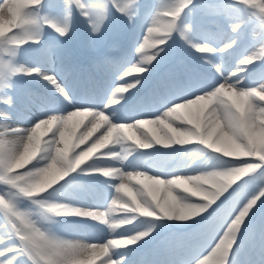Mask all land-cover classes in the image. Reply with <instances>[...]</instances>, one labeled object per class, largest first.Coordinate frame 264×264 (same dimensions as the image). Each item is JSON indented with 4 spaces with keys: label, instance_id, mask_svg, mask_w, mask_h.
Instances as JSON below:
<instances>
[{
    "label": "clouds",
    "instance_id": "1",
    "mask_svg": "<svg viewBox=\"0 0 264 264\" xmlns=\"http://www.w3.org/2000/svg\"><path fill=\"white\" fill-rule=\"evenodd\" d=\"M0 264H264V0H0Z\"/></svg>",
    "mask_w": 264,
    "mask_h": 264
},
{
    "label": "rangeland",
    "instance_id": "2",
    "mask_svg": "<svg viewBox=\"0 0 264 264\" xmlns=\"http://www.w3.org/2000/svg\"><path fill=\"white\" fill-rule=\"evenodd\" d=\"M98 2L99 0H96V3ZM126 34L127 33L124 32L123 29H120L118 32L109 33L108 35H106V37L103 40H96L92 43H89L86 34L84 33L83 29L80 27L79 21H77V28H76L75 35L70 41H66L64 44L65 54L69 58L70 61H73L72 58L75 57L73 56L75 52L77 51L76 53H79L81 50V46L82 47L86 46V48L90 50L92 55H95V56L102 55L100 57H103L104 55H108L106 54L107 45L116 39H120L123 42L124 38L126 37ZM98 51H100V53ZM167 70H168V66L162 65L157 70V72H161L162 74L164 71H167ZM161 74H159L160 78L162 77ZM154 249L159 250V254L161 258L174 259L180 247H179V242L176 239H173L169 243L167 248H165L163 245H158L156 242H153L152 244H149L145 246V248L141 249L140 254H145V253L151 254Z\"/></svg>",
    "mask_w": 264,
    "mask_h": 264
},
{
    "label": "snow or ice",
    "instance_id": "3",
    "mask_svg": "<svg viewBox=\"0 0 264 264\" xmlns=\"http://www.w3.org/2000/svg\"><path fill=\"white\" fill-rule=\"evenodd\" d=\"M98 11H102L104 8V0H99L97 3Z\"/></svg>",
    "mask_w": 264,
    "mask_h": 264
}]
</instances>
